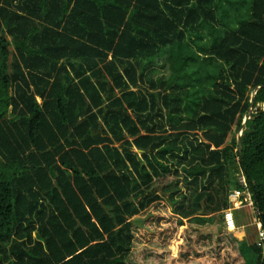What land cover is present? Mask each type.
Wrapping results in <instances>:
<instances>
[{"label":"trees","instance_id":"16d2710c","mask_svg":"<svg viewBox=\"0 0 264 264\" xmlns=\"http://www.w3.org/2000/svg\"><path fill=\"white\" fill-rule=\"evenodd\" d=\"M171 103L179 132L169 139L151 113ZM262 106L264 0H0V253L9 242L11 264H174L165 241L182 220L150 183L172 174L169 155L188 185L222 183L232 124V162L264 233ZM199 131L206 143L183 140ZM204 196L178 206L181 219ZM148 209L143 228L129 220ZM189 221L185 264H264V241Z\"/></svg>","mask_w":264,"mask_h":264},{"label":"rangeland","instance_id":"374dc122","mask_svg":"<svg viewBox=\"0 0 264 264\" xmlns=\"http://www.w3.org/2000/svg\"><path fill=\"white\" fill-rule=\"evenodd\" d=\"M8 39L11 41V38L8 37ZM9 50L11 51V53L9 55L8 62L11 63L13 56H14V49L12 45L9 46ZM146 88H148V86L144 84L141 86L140 90L146 93L147 92ZM133 90L135 91L136 89H133ZM9 92H11L10 89H9ZM151 92L163 93L164 91L161 89L159 91L152 90ZM167 94H170L169 95L170 99H171V96H174L177 94L183 95V93L174 94L171 91L167 92ZM261 108L264 109V106H262ZM174 109H175V105L171 103L169 107L163 106V109L161 112L158 109H155L151 113V115L153 116V120L155 122V133H157V135H160L162 137L170 136L169 139H172V136L175 135L177 132H179L172 128V126L176 124V118L173 117L174 116L173 114H175ZM168 112H171L172 114L171 116L173 117V119L167 116ZM251 113L255 114L256 108H254L251 111ZM246 118H249V117L247 116ZM246 118L244 117L243 121ZM142 133H144V131H142ZM185 134L186 135H183V140L185 141L195 140V143H206V141L204 140L205 138L204 135L206 133H204L203 131L188 132ZM240 135H241V131L237 130L235 128V125L232 124L231 131L230 133L227 134V136L224 139V143L221 146V147L226 146V145L232 146V150L229 153L228 162H225V178L222 183H219L218 178H216V180H214L213 182L214 185L210 189L205 191L203 190V187L206 188L207 186V182H206L207 176H205L200 179V183L197 187L193 185H188L183 180L182 169L175 168L176 162L178 159L172 158L170 155H169V160H170L169 165L172 166L171 167L173 169L172 174L171 173L170 174L160 173L157 177H154L152 183H150V190L155 191L154 195H156L160 199V201L163 202L167 206L168 212L174 215L178 219V221L182 220L181 221L182 225L179 224L177 231H175L174 234L171 235L165 241L166 247L170 252L169 253L170 259H173L174 264H185L186 263V261H183L180 259L181 256L179 253L180 252L179 246L183 242V239H184V235L180 236V234L181 232H184L183 229L190 223L189 219L192 216H206L211 219V223L209 224V226L207 225L199 229V231L202 234H214L215 236H217L222 232H226V230L223 227V222H222L223 212L226 209H220L219 211L212 213L208 211V208H214V206H216L217 203L219 202L220 204H222L224 202V199L228 198L229 191L233 189L232 188L233 184H231V182L229 181V178L231 176L236 177L239 170H238L236 161L235 163L232 162V160L235 159V155H236V147L232 143V139L234 137L238 138ZM137 153L140 154L139 152ZM194 155L195 157H198L197 154H194ZM175 169L176 171L178 170L177 171L178 175L174 173ZM145 190H148V187ZM199 192L205 193L206 196H204L199 201V203H197L199 206L197 212L194 215L192 214L189 216H184L181 219L180 217L181 213L178 209V206H180L181 204L182 205L184 204L186 209L188 208L192 209V206L196 204L195 202L196 195L199 194ZM207 195H209L212 198L211 201H209V197ZM243 197H245V200H246L244 201L245 203L247 202V204H251L249 198L245 194ZM237 201H238L237 199L234 201H228V203L231 205L233 210L234 209L236 210V208H238L237 206H235ZM150 215H152V212L150 209H148V211L141 210L136 215L130 217L129 220L133 222L134 224L143 228L146 218ZM236 216L241 220L242 225L234 231H230V230L229 231L234 234V237L236 239H238L239 241H243L245 245H252L253 243L256 242V239H257V233L255 229V220H256L255 210L251 207L242 206L241 209L237 210ZM198 227H199L198 225L193 226V228H196V229ZM149 232H152V231H149ZM33 234H35V232H33ZM2 245L6 248V253H0V264H11L12 257L9 251L7 250L9 247V242H4Z\"/></svg>","mask_w":264,"mask_h":264},{"label":"built area","instance_id":"2783aa9c","mask_svg":"<svg viewBox=\"0 0 264 264\" xmlns=\"http://www.w3.org/2000/svg\"><path fill=\"white\" fill-rule=\"evenodd\" d=\"M236 159L238 161V157ZM238 170H239V172L237 173L236 179H237L238 185L240 187L231 189L229 191L228 201H234L236 199L238 200L239 198H241L242 202L239 206H246V207L253 208L252 201L250 199V194H249V191L247 189V183H246L245 176H244V174H243V172L239 166H238ZM244 194L249 198L251 204H247V202L246 203L244 202V201H246L245 197H243ZM239 206H237V207H239ZM223 223L225 225L226 230H228V231L229 230L234 231L238 228L236 226V223H235L233 208L231 207V205H230V207L226 208V210H224V212H223ZM255 229L258 233V238L256 240V244L258 246L263 247L264 233L262 231L261 222L257 218L255 220Z\"/></svg>","mask_w":264,"mask_h":264},{"label":"water","instance_id":"95a60500","mask_svg":"<svg viewBox=\"0 0 264 264\" xmlns=\"http://www.w3.org/2000/svg\"><path fill=\"white\" fill-rule=\"evenodd\" d=\"M258 111H259V109H256V112H258ZM245 120L246 119H244L243 123H245ZM138 152H142V150H138Z\"/></svg>","mask_w":264,"mask_h":264},{"label":"crops","instance_id":"0c3cea01","mask_svg":"<svg viewBox=\"0 0 264 264\" xmlns=\"http://www.w3.org/2000/svg\"><path fill=\"white\" fill-rule=\"evenodd\" d=\"M135 151H137V152H138V149H136V148H135ZM139 153L141 154L142 152H139ZM140 154H139V155H140Z\"/></svg>","mask_w":264,"mask_h":264}]
</instances>
